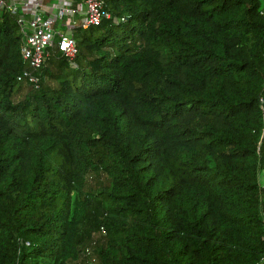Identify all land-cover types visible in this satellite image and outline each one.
Returning a JSON list of instances; mask_svg holds the SVG:
<instances>
[{
	"label": "trees",
	"instance_id": "obj_1",
	"mask_svg": "<svg viewBox=\"0 0 264 264\" xmlns=\"http://www.w3.org/2000/svg\"><path fill=\"white\" fill-rule=\"evenodd\" d=\"M105 7L38 86L0 10V264H264V0Z\"/></svg>",
	"mask_w": 264,
	"mask_h": 264
},
{
	"label": "built area",
	"instance_id": "obj_2",
	"mask_svg": "<svg viewBox=\"0 0 264 264\" xmlns=\"http://www.w3.org/2000/svg\"><path fill=\"white\" fill-rule=\"evenodd\" d=\"M0 10L18 13L23 40L21 55L30 67L18 80L35 86L39 85V70L50 56V48L57 43L76 66L74 29L99 25L104 18H111L105 0H0Z\"/></svg>",
	"mask_w": 264,
	"mask_h": 264
},
{
	"label": "rangeland",
	"instance_id": "obj_3",
	"mask_svg": "<svg viewBox=\"0 0 264 264\" xmlns=\"http://www.w3.org/2000/svg\"><path fill=\"white\" fill-rule=\"evenodd\" d=\"M88 259L90 260V263H92V264L97 263V259L95 258V256L93 254L88 255Z\"/></svg>",
	"mask_w": 264,
	"mask_h": 264
}]
</instances>
